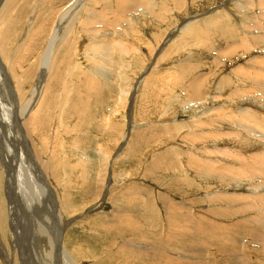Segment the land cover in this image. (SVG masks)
I'll return each mask as SVG.
<instances>
[{
	"label": "rangeland",
	"instance_id": "obj_1",
	"mask_svg": "<svg viewBox=\"0 0 264 264\" xmlns=\"http://www.w3.org/2000/svg\"><path fill=\"white\" fill-rule=\"evenodd\" d=\"M78 1L16 0L11 3V0H0V3L3 4L1 7L4 4L10 6L4 16L5 23L0 28V72L2 75L0 84H5L9 89L7 92L9 99L5 98L4 102H7L9 109L15 107V121H19L15 127L17 126L18 130L23 131L22 133L30 140L28 142L36 148L39 157L50 162L52 169L56 168L59 177L58 181L53 180L51 183L52 191L51 188H48L44 192L47 200L43 198L44 202L39 201L42 202L40 207L37 200L36 203L31 204L32 206H26L25 201L18 193L13 195L19 196L21 203H14L15 199L10 196L8 186L15 158L9 149L15 148L16 140L11 134L7 136L5 132L0 131V155L2 156H0V163L7 168V174H9L7 176L3 174L2 183H0L2 208L0 209L2 218L0 222V264H46L47 253L44 250L42 254L41 248L38 247L39 244L33 234L35 230L33 231L30 221L31 216L33 218L36 216L39 222H46L48 234L54 238L55 244L59 243L58 230L63 229L62 243H66L70 252L76 255L73 257L81 261V264H115L116 260H127V257L122 255L123 253L119 250V247L122 246L119 244L123 242L127 245L133 240L135 242L127 245V252L128 256L131 255L130 258H134L138 264H152L151 261H154V264H174L175 262L180 264H186L185 262L188 264H228L230 262L232 264H257L259 260L264 261V216H262L264 214V173L262 171L264 169V93L259 92L258 85L255 86L254 81H251L250 78L241 79L242 75H245L242 74L243 70L245 73H255L259 69L264 70V67L256 65L254 62L251 64V61L248 60L250 58L253 60V57L256 60L263 58L264 46L258 45L255 41L251 46L248 43L246 47L251 48L248 53L245 51L246 47L243 46L244 39L240 40L242 35L249 32L243 29L242 19L260 13L261 6L264 7L262 3H259L261 0H254L252 10H248L250 4L244 0H183L185 7L183 5L176 7L173 0H159L161 5L164 2L170 8L168 12H171L167 14L166 19L161 23L159 19L149 17L148 20L139 21L140 23L148 21L144 25L133 23L134 29L131 30V28L130 31L128 23L120 24L119 30L120 28L121 30L118 32L128 29L130 33L131 39L126 42L122 37H116L117 34H112L113 28L108 27L102 20L92 26L104 28L102 29L104 33L99 37L107 35L108 40H111V43L106 40L108 44L119 40L126 43V47L129 49L140 50L137 53L133 50L131 54L121 53L120 48L116 45L113 48L110 45L104 46L107 43H103L105 40H93L94 37L87 35L86 32L92 31V27L84 28L85 17L92 18L93 12L103 6L97 3L99 0H86L84 3ZM105 1L109 5L106 7L107 11L116 4L115 0H112L113 2L110 0V3ZM256 1L258 2L255 3ZM262 1L264 2V0ZM72 4L74 5L73 16L61 21V14ZM110 11H108L109 15L113 12ZM112 17L113 14L110 18ZM226 17L227 19L229 17L230 22H224ZM215 18H218V22L222 24L229 23L236 27V39H231L233 36L224 37L218 31L220 26L214 25L215 22L209 25L217 27L213 32H206L200 24H197L199 20H214ZM59 20L63 23L57 32L52 67L46 74L45 71L42 74V57L51 39L55 38L53 34L56 31V26L59 25ZM113 21L110 20V24ZM190 24L197 25L204 35L201 34V39L189 38L186 40L189 44L177 47V43L181 41L182 29ZM136 29L139 32L135 31ZM162 37V42H160ZM203 38H205L204 41ZM236 42L239 44L237 50L227 57H222L221 52L226 49V44L234 45ZM162 46L163 48H161ZM133 55L136 59H132ZM94 57L95 60L92 63L91 59ZM119 57L121 63L116 65L118 68L113 67L112 63L116 62ZM183 66L191 67L185 71L184 77L180 75ZM103 71H105L104 75L100 73ZM120 73H123L122 80H117L120 77L116 76ZM229 74H232L233 80H231V75L229 80ZM51 75L52 78H50ZM200 75L204 79L202 78L198 85L197 83L194 85V77L197 76L200 79ZM89 76L99 80V84L103 86L104 94L94 90L90 92L91 88L87 87L86 82ZM112 79L114 80L112 81ZM124 82L127 83L123 89L120 85L123 86ZM2 90L4 93V88ZM129 90L132 93L136 90L135 99L130 107L132 95L124 93ZM256 92L261 96L255 94ZM42 96V101H40ZM86 101L87 103H85ZM25 103L29 105L26 106ZM37 109L40 110L38 117L40 120L37 123L35 121V125L30 127L31 130L24 126L22 118L28 117L31 110L35 112ZM21 110H24L25 115H21ZM28 110L30 112H27ZM216 119L224 122H216ZM76 120L78 121L76 122ZM112 120L115 122L111 123ZM124 122L126 123L125 127L116 124L124 125ZM231 125L235 126L231 127ZM112 126H115L117 130L109 132ZM103 150H108L105 162L116 150L115 158H112L111 161L113 163L115 160L116 165L113 167L114 174L112 175L114 176H110V179L107 175L103 176V178H108L105 182L106 188L108 187L109 190L104 198L99 199L96 197L97 184L96 187L92 188V186L94 179L95 183L97 182L98 174L105 173L104 170L102 171V167H104ZM45 157L46 159H44ZM49 157L50 159H48ZM213 159L217 161L215 166L210 165ZM198 161L204 164L201 165ZM78 163L89 170V181L80 178L82 169L77 168L70 171L67 168L68 165ZM227 164L232 165V168ZM196 165L206 170H210V166H214L215 169L222 170V173L217 175V179H209L207 174L210 171L198 173ZM27 168L32 172L30 161ZM228 168L232 172H229ZM254 170L260 173L258 174ZM30 175L32 176V173ZM66 178L71 180L70 186H65L68 184ZM219 182L221 184H218ZM84 183L85 185H83ZM124 184L126 185L124 186ZM56 185L61 192L66 191L71 195L69 199L66 197L67 203L69 204L71 201L69 207L77 209L70 214L63 212L67 216L66 223L68 225L61 222L58 217L60 208L55 205L58 195L53 189ZM87 185L88 188H85ZM76 186L83 190L76 189ZM131 187H134L132 191ZM85 189L86 191L89 189V192L85 193ZM127 194L130 196L128 197ZM137 194L139 196L136 197ZM164 198L168 200L166 201ZM129 200H132L131 203ZM154 201L156 205H154ZM178 203L180 206L177 205ZM181 205L185 208L182 209ZM27 208L32 210L28 211ZM159 209L161 210L159 211ZM11 211L13 214L10 213ZM55 213L56 217L53 220L52 215ZM123 213H129L135 225L126 224L120 215ZM10 217L14 218V222L10 224L11 228L9 226ZM106 218L108 219L106 220ZM259 218L263 220H259ZM55 219L58 221V229H55ZM100 219H104V221H100ZM46 220H49L50 223ZM158 226L160 227L158 228ZM255 226L257 228H254ZM143 228L150 230L146 231ZM141 231H146V234ZM135 232L139 236L134 235ZM107 240L110 241V244ZM131 245L133 246L131 247ZM137 245L141 248L143 246L142 251ZM227 247L230 250H227ZM145 249L154 250L156 254L154 252L152 255H150L151 252L145 253V251L143 252ZM181 254L182 256H180ZM140 258L143 261L139 260ZM56 259L55 257L54 262Z\"/></svg>",
	"mask_w": 264,
	"mask_h": 264
},
{
	"label": "bare ground",
	"instance_id": "obj_2",
	"mask_svg": "<svg viewBox=\"0 0 264 264\" xmlns=\"http://www.w3.org/2000/svg\"><path fill=\"white\" fill-rule=\"evenodd\" d=\"M16 0H11V3H13V2H15ZM86 0H79L78 2H85ZM112 1V0H111ZM116 1V4H115V6H112L111 7V9H109L108 11H110V12H112V14H113V17L112 18H110V16L112 15H109L108 13V11H107V8L106 7H108L109 5L106 3V1L105 0H99V1H97V3L98 4H101L102 6H103V8H100L98 11H95V12H93V14L92 13H90V14H92L93 15V17L92 18H89V17H85V19H84V22H85V27L84 28H86V27H92V26H94V25H96V24H98L99 23V20H102V21H104L107 25H108V27H112L113 28V32H111L112 34H117L116 35V37L117 36H120V37H122L123 39H125V41L124 42H126V40H130L131 39V36H130V33H129V31H130V29L131 30H133L134 28H133V23H136V24H138V25H144V23L146 22V20L144 21V23H140L139 21H143V19H150L149 17H153V18H156V19H159L160 21H161V23H162V21H164L165 19H166V16H167V14L168 13H170V12H168L169 10H170V8L169 7H167L165 4H164V2L162 3V5L160 4L161 3V1H159V0H115ZM236 1V0H235ZM241 1V0H240ZM245 2H247L248 4H250V6H248L249 8H248V10H252V8L254 7L253 5H254V0H244ZM107 2L108 3H110V0H107ZM113 2V1H112ZM173 2L175 3V5H176V7H181L182 5H183V7H185V1H183V0H173ZM238 2V1H237ZM258 1H256L255 3H257ZM259 3H262L263 5H264V2L261 0ZM114 4V3H113ZM236 4V3H235ZM1 5H3L2 3H0V7H1ZM84 5V4H83ZM96 5V4H95ZM239 5V4H238ZM241 5V4H240ZM67 6V5H66ZM237 6V5H236ZM244 6V5H243ZM260 6H261V4H260ZM259 6V7H260ZM65 8V7H64ZM92 8V7H91ZM106 8V9H105ZM244 8H246V7H244ZM243 8V9H244ZM8 9H10V6L9 5H5L4 4V6H2L1 7V9H0V28H1V25L2 24H4L5 23V20H4V16L7 14V12H8ZM73 9H74V5L72 4V5H70L66 10H65V12L64 13H62L61 14V16H60V19H61V21H63L62 19H65V18H69V17H71V16H73L72 14V11H73ZM115 9V10H114ZM93 10V9H92ZM236 9L234 8V11H235ZM247 10V9H246ZM247 10V11H248ZM63 12V11H62ZM69 12H70V15H68L69 14ZM75 12V11H74ZM92 12V11H91ZM237 12V11H236ZM239 12V11H238ZM245 12V11H244ZM253 12V11H252ZM260 13H257V14H252V15H249V16H246V18H244V20L242 19V21H243V23H242V27H243V29H246V30H248L249 32L246 34L245 33V35H242L241 37H240V40L243 38L244 39V41H243V46H245L246 47V44H248V43H250V44H248L249 46H251V44H253V41H255L258 45H263L264 46V26H262V25H264V7H262L261 6V8H260V11H259ZM60 13V12H59ZM242 13V12H241ZM247 13V12H246ZM245 13V15H247ZM81 16V15H80ZM87 16V15H86ZM130 16V17H129ZM237 16H239V15H237ZM77 18V17H76ZM225 18V17H224ZM241 18V17H240ZM239 18V19H240ZM58 19V18H57ZM75 19V18H74ZM78 19H81V18H78ZM132 19V20H131ZM232 19V18H231ZM67 20V19H66ZM110 20H114L113 22H112V24H110ZM57 21V20H56ZM72 21V20H71ZM129 21H130V24H129ZM190 21V20H189ZM75 22V21H74ZM148 22V21H147ZM146 22V23H147ZM215 22V23H214ZM224 22H230V19H229V17H228V19H227V17H226V19H224ZM61 23H63V22H60V20H59V25L58 26H56V28H55V33L53 34L54 36H55V38H52L51 39V41H50V44L47 46V49H46V51H45V53H44V55H43V60H42V66H43V68H42V74L44 73V71H45V74L49 71V69H50V67H52V61H53V57H54V53H55V46H56V41L55 40H57L56 39V37H57V32H58V30L59 29H61ZM122 23H128V25H129V31H128V29H126L125 31L124 30H122L121 32H118V31H120L121 30V28H120V30H119V25L120 24H122ZM145 23V24H146ZM211 23H214V25H219L220 26V30H218V31H220L221 32V34L224 36V37H227V36H233V38H231V39H236V27H234V26H232L231 24H229V23H227V24H222V23H220V22H218V18H215L214 20H199L198 22H197V24H200L201 25V27H202V29L203 30H206V32H213L214 31V29L215 28H217L216 26L215 27H211V26H209ZM66 24V23H65ZM56 25V24H55ZM127 25V26H128ZM245 26H246V28H245ZM64 27V26H63ZM143 27V26H142ZM94 28H96V27H92L91 28V30L92 31H87L86 32V34L87 35H89V36H92V37H94V38H92L93 40H105L103 43H105V42H107L106 40H108V38L106 37L107 35H103V36H101V37H99V35L100 34H102V33H104V31L102 30V29H104V28H96V29H94ZM94 29V30H93ZM71 30V29H70ZM90 30V29H89ZM238 30V29H237ZM135 31H138L139 32V30H135ZM244 31V30H243ZM254 31H256V32H254ZM81 32H83V31H81ZM133 33V32H132ZM181 33H182V37H180V42L179 43H177V42H175L174 41V43H177V47H178V45H186V44H189V42L188 41H186L187 39H189V38H191V39H195V38H202L201 37V34H203L204 35V33L199 29V27L197 26V25H192V24H190V25H188L186 28H183L182 29V31H181ZM256 33V34H255ZM81 34H83V33H81ZM221 34H219V35H221ZM58 35H60V34H58ZM172 35V34H171ZM239 35H241V34H239ZM53 36V37H54ZM125 36V37H124ZM208 36V35H207ZM218 36V33L216 34V37ZM98 37V38H97ZM137 37V36H136ZM168 37V36H167ZM83 38V37H82ZM84 38H85V35H84ZM220 38V37H219ZM59 39V38H58ZM162 39H163V37L161 38V40H160V42H162ZM204 39L205 38H203L202 40L204 41ZM206 39H208V38H206ZM221 39H223V38H221ZM230 39V38H229ZM121 40V39H120ZM173 40V39H172ZM55 41V42H54ZM113 41V40H112ZM122 41V40H121ZM220 41V40H219ZM225 41V40H224ZM59 42V41H58ZM108 42H110L111 43V40H108ZM108 42L106 43V44H104V46L106 45V46H109L110 45V47L112 46V48H113V46H118L119 48H120V52L121 53H126V54H131V52L133 51V50H135L136 51V53L137 52H140V50H138L137 48H133V49H129L128 47H126L127 46V44L126 43H123V42H120L119 40L117 41V42H115V41H113L114 43H112V44H108ZM130 42V41H129ZM160 42H159V44H160ZM167 42V41H166ZM206 42V41H205ZM209 42V41H208ZM208 42H206V43H208ZM92 43H94V42H92ZM128 43V42H127ZM131 43H133V42H131ZM58 44V43H57ZM230 44V43H229ZM237 45H238V47H239V44H238V42H236L234 45H227L226 44V49L223 51V52H221V56L222 57H227V56H229L230 54H232L235 50H237ZM103 46V47H104ZM164 46V45H163ZM163 46L161 47V48H163ZM175 46V47H176ZM205 46V45H204ZM249 46L248 47H246V49H245V51L246 52H248V51H250L251 50V48H249ZM257 46V45H256ZM133 47H134V45H133ZM142 48V47H141ZM240 49V48H239ZM261 49V48H260ZM263 49V48H262ZM105 50H107V49H105ZM105 50H103V51H105ZM176 50V49H175ZM110 51V50H109ZM75 52V51H74ZM263 52H264V50H263ZM94 53H95V51H94ZM106 53H108V52H106ZM249 53V52H248ZM100 54V53H99ZM217 54V53H216ZM88 55H90V54H88ZM141 56V55H140ZM107 57V56H106ZM128 57V56H127ZM130 57V56H129ZM132 57V59H136V57H135V55H133V56H131ZM130 57V58H131ZM253 57V56H252ZM88 58V57H87ZM89 59V58H88ZM97 59V58H96ZM117 59V58H116ZM80 60V59H79ZM92 61V63H93V60H95V57L94 58H92L91 59ZM100 60V59H99ZM109 60H112V59H109ZM249 61H251V64H252V62H254L256 65H258V66H261V67H264V57L263 58H261V59H259V60H256V58H254L253 57V60L250 58V59H248ZM123 61V60H122ZM119 62L121 63V59H120V57H119V59H117L116 60V62H113L112 63V66L113 67H116V68H118V66H116L117 64H119ZM126 62V61H125ZM75 63V62H74ZM96 63V62H95ZM99 63V62H98ZM248 63H250V62H248ZM81 64V63H80ZM134 64V63H133ZM72 65V64H71ZM97 65H99V64H97ZM128 65V64H127ZM78 66H80V65H78ZM120 66V65H119ZM74 67V66H73ZM189 68H191V67H189V66H183L182 67V70H181V76L182 77H184L185 76V71L186 70H189ZM250 68V67H249ZM119 69L120 70H122V68L121 67H119ZM118 69V70H119ZM259 69V68H258ZM73 70H74V68H73ZM110 70H111V68H110ZM131 70V69H130ZM133 71V70H132ZM244 72H242V74H245V75H242L243 77H241V79L242 80H244L245 78H247L248 77V79L250 78L251 79V81H254V84H255V86L256 85H258L257 87H259V92H261L262 94L264 93V74H262V73H264V70L262 69V70H258L257 72H255V73H250V72H246L245 73V70H243ZM124 72V71H123ZM73 73V72H72ZM101 74H105V71H103V72H100ZM127 75V74H126ZM125 75V76H126ZM230 75H231V80H233L232 79V74H229L228 75V77H229V80H230ZM0 76H2L1 75V72H0ZM91 76V75H90ZM89 76V77H90ZM116 76V75H115ZM122 76H123V73H120V75H117L116 77H120V78H117V80L119 79H121L122 80ZM250 76V77H249ZM39 77V76H38ZM42 77H43V75H42ZM53 76L51 75V77L50 78H52ZM89 77H88V79H87V87H90L91 89V91L90 92H92L93 90L94 91H97L98 93H100V94H104L105 92L103 91V86L101 85V84H99V80L97 81V80H95L94 78H92V77H90V80H89ZM102 77V76H101ZM104 77V76H103ZM1 78V77H0ZM195 79H194V81H193V83H194V85L197 83V85L199 84V82L202 80V75H200V79H198L197 78V76L196 77H194ZM235 78V77H234ZM116 79V78H115ZM204 79V78H203ZM114 79H112V81H113ZM126 80V79H125ZM37 81H39V80H37ZM103 81V80H102ZM248 81V80H247ZM250 81V80H249ZM248 81V82H249ZM116 82V81H115ZM244 82V81H243ZM242 82V83H243ZM106 83V82H105ZM126 83L127 82H124V84H123V86L122 85H120V87H123V89H124V87H125V85H126ZM192 83V82H191ZM225 83V82H224ZM245 83V82H244ZM3 84V83H2ZM103 84H104V82H103ZM205 84V83H204ZM107 85V84H106ZM14 86H16V85H14ZM36 86V85H35ZM40 86H42V85H40ZM39 86V87H40ZM52 86V85H51ZM108 86V85H107ZM244 86V85H243ZM189 87V86H188ZM248 87V86H247ZM2 88H4V93H3V90H2ZM36 89V88H35ZM189 89V88H188ZM8 88L5 86V84H3V85H1L0 84V131L2 130L3 131V133L5 132L6 134H7V136H10V134L13 136V138H15V140H16V144H15V148H13V149H9V151L11 152V154H13L14 155V158H15V163L14 164H12L13 166H14V168H13V171H11V173H10V175L9 174H7V168L6 167H4L3 166V164L2 163H0V168H1V172H0V183H2V181H1V177H2V175L3 174H6V176L7 175H9V186H8V189H9V194H10V196H13L14 197V203L16 202V203H18V204H20L21 203V198L19 197V196H14L13 194L14 193H18L22 198H23V200L25 201V205L26 206H30L31 204H33L36 200L38 201V204H39V207H40V204L42 203V202H39V201H43L44 202V200H47L46 198H45V193L44 192H46L47 190H48V188H51V191H52V185H51V183L53 182V180H55V181H58L59 180V177H58V171L56 170V168L55 169H52V167H51V164H49L46 160H43L42 158H40L39 157V155H38V153H37V150H36V148L34 147V145L31 143L30 144V142H28V141H30V140H28L27 139V137L25 136V134L24 133H22L23 131L22 130H18L16 127H15V125L16 124H18V122L17 121H15V116H16V112H15V107H13V108H10L9 109V107L7 106V102L5 101L4 102V99L6 98L7 100L9 99V96L7 95V92H8ZM127 90V89H126ZM190 90V89H189ZM239 90H241L240 88H239ZM20 91V90H19ZM19 91H17V92H19ZM123 91V90H122ZM40 92V91H39ZM38 92V93H39ZM35 93V92H34ZM89 93V92H88ZM124 93H126L127 95L128 94H130V95H132L131 96V103L129 104V107L132 105V101H133V99H135V93H136V90L134 91V93H132V92H130V90L129 91H126V92H124ZM123 93V94H124ZM233 93H235V92H233ZM36 94V93H35ZM40 94V93H39ZM91 94V93H90ZM95 94H97V93H95ZM94 94V95H95ZM255 94H257V92L255 93ZM126 95V96H127ZM245 95V94H244ZM248 95V94H247ZM258 96L260 95V94H257ZM84 96V95H83ZM261 96V95H260ZM36 97V96H35ZM89 97V96H88ZM243 97H245V96H243ZM254 97V96H253ZM263 97V96H262ZM261 97V99H263ZM42 98H43V96L41 97V99H40V101H42ZM33 99V98H32ZM31 99V100H32ZM37 99H38V97H37ZM85 99V98H84ZM13 100V99H12ZM36 100V99H35ZM34 100V102L36 103V101ZM88 100H90V99H88ZM24 101V100H23ZM22 101V102H23ZM38 101V100H37ZM47 101V100H46ZM124 102V101H123ZM211 102V101H210ZM16 103V102H15ZM40 103V102H39ZM85 103H87V101L85 102ZM84 103V104H85ZM21 104V103H20ZM26 104V106L27 105H29L28 103H25ZM81 104V103H80ZM123 104V103H122ZM12 105V104H11ZM17 105V104H16ZM23 105V104H22ZM53 105V104H52ZM38 106H40V105H38ZM12 107V106H11ZM36 107V106H35ZM18 108V107H17ZM22 108V107H21ZM24 108V107H23ZM29 108V107H28ZM39 108V107H38ZM90 108V107H89ZM35 109V108H34ZM123 109V108H122ZM25 110H26V108H25ZM118 110V109H117ZM11 111H13V113H11ZM23 111V112H22ZM43 111V110H42ZM27 112H30L29 110L27 111ZM25 112H24V110H21V115L23 116V114H24ZM40 110L39 109H37L35 112L33 111V110H31V112H30V114H29V116L28 117H26V118H22L23 119V121H22V123L24 124V126H27V128H30L31 126H34L35 125V121H36V123L40 120V119H38V117L40 116ZM79 113V112H78ZM77 113V114H78ZM25 115V114H24ZM45 115V114H44ZM115 116V115H114ZM18 117V116H17ZM20 118V117H19ZM85 118V117H84ZM262 118V117H261ZM37 119V120H36ZM17 120H18V118H17ZM45 120V119H44ZM50 120V119H49ZM111 120V119H110ZM55 121V120H54ZM53 121V122H54ZM78 120H76V122H77ZM106 121V120H105ZM108 121V120H107ZM50 122V121H49ZM62 122V121H61ZM113 122H115L114 120H112V122L111 123H113ZM216 122H224V121H220L219 119H216ZM258 122V121H257ZM52 123V122H51ZM22 124V125H23ZM62 124V123H61ZM80 124V123H79ZM109 124V123H108ZM117 125H119V126H123V127H125L126 126V123L124 122V125H120V124H118V123H116ZM215 124H217V123H215ZM2 125H3V127H2ZM65 125V124H64ZM133 125V124H132ZM226 125H228V124H226ZM236 125V124H235ZM235 125H231V127L232 126H235ZM20 126V125H19ZM45 126H47V125H45ZM53 126V125H52ZM230 126V125H229ZM238 126V125H237ZM177 127V126H176ZM179 127H180V125H179ZM239 127V126H238ZM39 128V127H38ZM235 128V127H234ZM241 128V127H240ZM31 129V128H30ZM29 129V130H30ZM34 129V128H33ZM41 129V128H40ZM76 129H78V128H76ZM108 129V128H107ZM237 129V128H236ZM242 129V128H241ZM23 130H24V128H23ZM32 130V129H31ZM37 130H39V129H37ZM50 130V129H49ZM115 130H117V128L115 127V126H112L111 128H110V131L109 132H113V131H115ZM35 131H36V129H35ZM222 131V130H221ZM232 131V133H233V130H231ZM241 131V130H240ZM27 132H29V131H27ZM79 132V131H78ZM238 132V131H237ZM242 132V131H241ZM247 132H249V131H247ZM31 133V132H30ZM29 133V134H30ZM33 133H36V132H34L33 131ZM38 133V132H37ZM42 133V132H41ZM49 133V132H48ZM238 133H240V132H238ZM244 133V132H243ZM1 134V133H0ZM28 134V135H29ZM225 134V133H224ZM52 135V134H51ZM55 135V134H54ZM128 135V134H127ZM241 135V134H240ZM32 136V135H31ZM35 136V135H34ZM33 136V137H34ZM124 136V135H123ZM244 136V135H243ZM91 137V136H90ZM12 138V137H11ZM32 138V137H31ZM38 138V137H37ZM53 138V137H52ZM250 138V137H249ZM4 139H7V138H4ZM8 139H10L9 137H8ZM124 139V138H123ZM3 140V139H2ZM13 140V139H12ZM35 140V139H34ZM54 140V139H53ZM240 140V139H239ZM242 140V139H241ZM245 140V139H244ZM250 140V139H249ZM14 141V140H13ZM37 141H38V139H37ZM51 141V140H50ZM90 141H92V140H90ZM96 141V140H95ZM40 143H41V141H40ZM39 143V144H40ZM1 144V143H0ZM9 144H10V142H9ZM8 144V145H9ZM12 144V143H11ZM247 144V143H246ZM41 145V144H40ZM43 145V144H42ZM77 145V144H76ZM99 145V144H98ZM45 146H46V144H45ZM90 146V145H89ZM101 146H103V145H101ZM106 147V146H105ZM104 147V148H105ZM135 147V146H134ZM49 148H50V146H49ZM83 148H84V146H83ZM117 148V147H116ZM92 149V148H91ZM137 149V148H136ZM46 150V149H45ZM51 150H52V148H51ZM118 150V149H117ZM135 150V149H134ZM107 151L108 150H106V151H104L103 150V152H102V156H103V166L104 167H102V171L104 170L105 171V173L103 172V173H101V174H98V180H97V182L95 183V179H94V183H93V186H92V188L93 187H96V184H97V198H99V199H101L102 197L104 198V196L108 193V187L106 188V182H105V180H106V178L108 177L109 179H110V176H114V175H112V174H114V170H113V167L116 165V163H115V160H114V162L113 163H111V161H112V158H115V156H114V154L116 153L115 151L112 153V156L108 159V161L107 162H105V158L107 157ZM121 151V150H120ZM174 151V150H173ZM48 152V151H47ZM51 152V151H50ZM45 153V152H44ZM49 153V152H48ZM53 153V152H52ZM43 155V154H42ZM118 155V154H117ZM1 156V155H0ZM9 156V155H8ZM52 156V155H51ZM50 156V157H51ZM2 157V156H1ZM47 157V156H46ZM46 157L44 158V159H46ZM50 157L48 158V159H50ZM55 157V156H54ZM84 158H86V157H84ZM118 158V157H117ZM182 158H183V156H182ZM53 159V158H52ZM51 159V161H53ZM55 159V158H54ZM59 159V158H58ZM231 160V159H230ZM30 161V164H31V167H32V172H31V170H29L28 168H27V164H28V162ZM136 161V160H135ZM255 161V160H254ZM259 161V160H258ZM261 161V160H260ZM88 162V161H87ZM257 162V161H256ZM81 163V162H80ZM80 163H78V164H76V165H68V169L70 170V171H72L73 169L74 170H76L77 168H80V169H82L81 170V176H80V178L82 179V178H85V180L86 181H89V177H88V174H90V172H89V170H87L86 168H83V166H81V164ZM82 163H83V161H82ZM129 163V162H128ZM131 163H133V162H131ZM198 163L199 164H201V165H203L202 163H201V161H198ZM217 163V161H215V159H213L212 160V162H210V165H214V164H216ZM261 163H262V161H261ZM58 164V163H57ZM130 164V163H129ZM135 164V163H134ZM206 164V163H205ZM236 164H237V162H236ZM236 164H235V166H236ZM252 164H253V162H252ZM86 165V164H85ZM131 165V164H130ZM162 165V164H161ZM232 165H233V163H232ZM232 165H229V164H227V166H231V168H232ZM260 165V164H259ZM207 166V165H206ZM215 166V165H214ZM214 166H210V170L208 169V170H206V169H203L202 167H200L199 165H196V169H197V172L198 173H201V172H207V171H210V173H208L207 175H209V179H217L218 177H217V175H219L220 173H222L221 171H219V170H217V169H215L214 168ZM226 166V167H227ZM253 166V165H252ZM257 166H258V162H257ZM256 165H255V167H257ZM264 166V165H263ZM9 167V166H8ZM223 167V166H222ZM225 167V168H226ZM238 167H240L239 165H238ZM238 167H237V169H238ZM259 167H261V166H259ZM11 168V167H10ZM253 168V167H252ZM59 169V168H58ZM64 169V168H63ZM229 169V168H228ZM227 169V170H228ZM239 169H241V168H239ZM131 170V169H130ZM226 170V169H225ZM250 170V169H249ZM258 170V169H257ZM95 171V170H94ZM117 171V170H116ZM115 171V172H116ZM129 171V170H128ZM132 171V170H131ZM229 172H232V170L231 169H229L228 170ZM244 171V170H243ZM251 171V170H250ZM249 171V172H250ZM255 171V170H254ZM263 171V173H264V169L262 170ZM262 171H261V173H262ZM93 172V171H92ZM98 172V171H97ZM122 172V171H121ZM133 172H134V169H133ZM245 172V171H244ZM253 172V171H252ZM255 172H257V171H255ZM30 173H32V176L30 175ZM95 173V172H94ZM130 173V172H129ZM159 173H161V172H159ZM242 173V172H241ZM240 173V174H241ZM258 173V172H257ZM260 173V172H259ZM258 173V174H259ZM63 174V173H62ZM117 174V173H116ZM127 174V173H126ZM131 174V173H130ZM233 174V173H232ZM237 174V173H236ZM61 175V174H60ZM104 175H107V177H104L103 178V176ZM133 175V174H132ZM164 175V174H163ZM199 176L201 175V174H198ZM204 175V174H203ZM212 175V176H211ZM127 176V175H126ZM128 176H130V175H128ZM202 176V175H201ZM4 177V176H3ZM96 177V176H95ZM117 177V176H116ZM186 177V176H185ZM61 178V177H60ZM107 178V179H108ZM115 178V177H114ZM154 178V177H153ZM62 179V178H61ZM131 179V178H130ZM158 179V178H157ZM160 179V178H159ZM158 179V180H159ZM184 179V178H183ZM259 180H261V179H259ZM64 181V180H63ZM66 181H67V183L68 184H65V186H70V183H71V180L70 179H67L66 178ZM185 181V180H184ZM184 181H183V183H184ZM264 181V180H263ZM3 182H5V181H3ZM186 182V181H185ZM7 183V182H6ZM59 183V182H58ZM128 183V182H127ZM132 183V182H131ZM182 183V184H183ZM49 184H50V186H49ZM87 184V183H86ZM176 184V183H175ZM218 184H221L220 182L218 183ZM248 184V183H247ZM60 185V184H59ZM83 185H85V183L83 184ZM82 185V186H83ZM89 185V184H88ZM88 185L85 187V188H88ZM126 184H124V186H125ZM130 185V184H129ZM172 185V184H171ZM170 185V186H171ZM183 185H185V184H183ZM223 185V184H222ZM221 185V186H222ZM246 185V184H245ZM63 186V185H62ZM90 186V185H89ZM173 186V185H172ZM189 186H190V184H189ZM220 186V187H221ZM242 186V185H241ZM60 187H61V185H60ZM80 187V186H79ZM91 187V186H90ZM89 187V188H90ZM128 187V186H127ZM179 187H180V185H179ZM178 187V188H179ZM183 187H185V186H183ZM182 187V188H183ZM223 187H225V186H223ZM244 187V186H243ZM257 187H259V186H257ZM113 188V187H112ZM124 188V187H123ZM122 188V189H123ZM172 188V187H171ZM174 188H175V185H174ZM186 188H187V186H186ZM190 188V187H189ZM2 189H3V186H2ZM53 189L55 190V192L57 193V204H55V205H57L56 207H59L60 208V213H59V215H58V217H59V219H60V221L61 222H63V223H66V220H67V216L63 213L64 211L65 212H67L68 214H70V212H75V210H77V209H75V208H71V207H69V204H71L70 202H69V204L67 203V199H66V197H68V199H69V196H71L69 193H66V191L65 192H61L60 191V189L57 187V185L56 186H54L53 187ZM76 189H79V188H77V186H76ZM95 189V188H94ZM93 189V190H94ZM110 189H111V187H110ZM134 189V187H131L130 188V190L132 191ZM173 189V188H172ZM191 189V188H190ZM189 189V190H190ZM193 189V188H192ZM69 190L71 191V189L69 188ZM79 190H83V189H79ZM92 190V191H93ZM128 190V189H127ZM197 190V189H196ZM50 191V190H49ZM85 191H86V189H85ZM84 191V192H85ZM91 191V192H92ZM96 191V190H95ZM124 191V190H123ZM176 191V190H175ZM192 191V190H191ZM73 192V191H72ZM78 192V191H77ZM89 192V189L85 192V193H88ZM193 192V191H192ZM93 193V192H92ZM136 193V192H135ZM141 193H143V192H141ZM183 193V192H182ZM194 193V192H193ZM93 194H95V193H93ZM146 194V193H145ZM150 194V193H149ZM156 194V193H155ZM177 194H179V193H177ZM192 194V193H191ZM56 195V194H55ZM76 195H77V193H76ZM119 195V194H118ZM148 195V194H147ZM159 195V194H158ZM163 195H165V194H163ZM61 196V197H60ZM84 196V195H83ZM121 196V195H120ZM127 196H128V194H127ZM130 196V195H129ZM128 196V197H129ZM133 196H135V195H133ZM137 196H139L138 194L136 195V197ZM142 196V195H141ZM144 196V195H143ZM142 196V197H143ZM149 196H151V195H149ZM42 197V198H41ZM85 197V196H84ZM156 197V196H155ZM161 197V196H160ZM176 197V196H175ZM8 198V197H7ZM10 198V197H9ZM17 198V199H16ZM43 198H44V200H43ZM79 198V197H78ZM111 198V197H110ZM122 198V197H121ZM158 198V197H157ZM167 198H168V195H167ZM117 199V198H116ZM123 199V198H122ZM148 199H149V197H148ZM152 199V198H151ZM154 199V198H153ZM156 199V198H155ZM165 199V198H164ZM169 199V198H168ZM167 199V200H168ZM171 199V198H170ZM112 200V199H111ZM113 200H114V198H113ZM112 200V201H113ZM166 200V199H165ZM166 200V201H167ZM29 201H31V202H29ZM51 201V200H50ZM74 201V200H73ZM117 201V200H116ZM128 201V200H127ZM130 201V203H131V201L132 200H129ZM173 201V200H172ZM171 201V202H172ZM221 201V200H220ZM52 202V201H51ZM93 202V201H92ZM118 202V201H117ZM121 202V201H120ZM183 202V201H182ZM219 202V201H218ZM222 202V201H221ZM263 202V201H262ZM13 203V204H14ZM36 203V202H35ZM123 203V202H122ZM129 203V204H130ZM141 203H142V201H141ZM144 203V202H143ZM154 203H155V201H154ZM177 203V202H176ZM186 203V202H185ZM89 204H91V203H89ZM116 204V203H115ZM127 204V203H126ZM128 204V205H129ZM149 204V203H148ZM182 204V203H181ZM24 205V204H23ZM118 205V204H117ZM120 205H122V204H120ZM127 205V206H128ZM136 205H138V204H136ZM141 205V204H140ZM154 205H156V203L154 204ZM154 205H152L151 204V206H154ZM159 205V204H158ZM177 205H179V203L177 204ZM184 205V204H183ZM246 205H248V204H246ZM245 205V206H246ZM32 206V205H31ZM44 205H42V207H43ZM47 206V205H46ZM53 206V205H52ZM86 206H88V205H86ZM124 206V205H123ZM130 206V205H129ZM132 206V205H131ZM169 206V205H168ZM180 206V205H179ZM179 206H178V208H179ZM194 206V205H193ZM34 207H36V206H34ZM45 207V206H44ZM96 207H98V206H96ZM118 207H119V205H118ZM118 207H116V208H118ZM160 207H162L161 205H160ZM160 207H158V208H160ZM181 207H182V205H181ZM187 208L189 207V206H186ZM249 207V206H248ZM17 208V207H16ZM48 208V207H47ZM83 208H85V207H83ZM121 208V207H120ZM119 208V209H120ZM166 208V207H165ZM175 208V207H174ZM185 208V207H184ZM183 207H182V209H184ZM246 208V207H245ZM255 208V207H254ZM0 209H2L1 208V202H0ZM34 209V208H33ZM168 209H170V208H168ZM181 209V208H180ZM27 210L29 211H31L32 209L31 208H27ZM126 210V209H125ZM129 210V209H128ZM161 209H159V211H160ZM43 211V210H42ZM45 211V210H44ZM48 211V210H47ZM114 211V210H113ZM131 211V210H130ZM129 211V212H130ZM235 211V210H234ZM126 212H128V211H126ZM132 212V211H131ZM152 212V211H151ZM11 214H13V212L11 211L10 212ZM19 213V212H18ZM35 213V212H34ZM37 213V212H36ZM42 213V212H41ZM113 213V212H112ZM111 213V214H112ZM115 213V212H114ZM145 213V212H144ZM153 214H154V210H153V212H152ZM162 213V212H161ZM167 213V212H166ZM239 213V212H238ZM38 214V213H37ZM40 214V213H39ZM74 214V213H73ZM159 214V213H158ZM36 215V214H35ZM44 215V214H43ZM120 215H122V218H123V220L126 222V224H134L135 225V223L132 221V216L131 215H129V213L127 214V213H123V214H120ZM134 215H136V214H134ZM46 216V215H45ZM112 216V215H111ZM114 216V215H113ZM144 216V215H143ZM158 216V215H157ZM175 216V215H174ZM262 216H264V214L262 215ZM42 217V216H41ZM40 217V218H41ZM48 217V216H47ZM46 217V218H47ZM117 217H118V215H117ZM159 217V216H158ZM260 217H261V215H260ZM16 218V217H15ZM103 218V217H102ZM101 218V219H102ZM111 218V217H110ZM109 218V219H110ZM120 218V217H119ZM145 218V217H144ZM167 218V217H166ZM251 218V217H250ZM255 218V217H254ZM100 219V221H104V219L103 220H101ZM108 218H106V220H107ZM135 219V218H134ZM137 219V218H136ZM152 219V218H151ZM177 219H179V218H177ZM260 219H262V218H259V220ZM1 220H2V218H1V214H0V222H1ZM11 220H12V222H11ZM44 220V219H43ZM123 220H121V221H123ZM174 220V219H173ZM263 220V219H262ZM10 221V222H9ZM8 222H9V226H10V228H11V226L12 225H10L11 223H13L14 222V218H12V217H10V220H9ZM30 221L32 222V229H33V231L35 230V232L33 233L34 234V237H35V239L37 240V244H39V246L38 247H40L41 248V253L43 254V252H44V250H45V252L47 253V258L49 259V261H47L46 260V264H81V261H79V260H77V259H75L74 257H73V255L74 254H72L71 252H70V248H68V246L66 245V243L65 242H63L62 243V234H63V229H59L58 230V237H59V243L57 242L56 244H55V242L53 241V237L52 236H50L49 234H48V229H46V225H45V223L46 222H39V221H37V219H36V216L33 218L32 216H31V219H30ZM47 221V220H46ZM55 221H56V219H55ZM110 221V220H109ZM120 221V220H119ZM145 221V220H144ZM143 221V222H144ZM48 223H50L49 222V220L47 221ZM147 222V224H149L148 223V221H146ZM150 222V221H149ZM216 222V221H215ZM243 222V221H242ZM4 223V222H3ZM71 223V222H70ZM115 223V222H114ZM152 223V222H151ZM159 223V222H158ZM217 223V222H216ZM233 223V222H232ZM237 223H239V222H237ZM258 223V222H257ZM99 224V223H98ZM100 224H102V223H100ZM104 224V223H103ZM140 224V223H139ZM146 224V223H145ZM17 225V224H16ZM61 225V224H60ZM66 225H68L67 223H66ZM106 225V224H105ZM138 225V224H137ZM136 225V226H137ZM141 225V224H140ZM150 226H151V224H149ZM155 225H156V223H155ZM242 225V224H241ZM260 225V224H259ZM4 226V225H3ZM64 226H65V224H64ZM96 226H98V225H96ZM153 226H154V224H153ZM216 226H219V224L217 225L216 224ZM230 226V225H229ZM63 227V226H62ZM100 227V226H99ZM157 227V226H156ZM160 226H158V228H159ZM165 227V226H164ZM221 228H222V226H220ZM235 227V226H234ZM101 228V227H100ZM117 228V227H116ZM118 228L120 229V225L118 226ZM132 228V227H131ZM135 228V227H134ZM153 228V227H152ZM191 228V227H190ZM241 228V227H240ZM244 228V227H243ZM250 228V227H249ZM254 228H257L256 226L254 227ZM254 228H253V230H254ZM55 229H58L57 227L55 228ZM99 229V228H98ZM144 229V228H143ZM188 229V228H187ZM219 229V228H218ZM225 229V228H224ZM236 229V228H235ZM245 229V228H244ZM3 230V229H2ZM122 230V229H121ZM137 230V229H136ZM144 230H146V231H149V230H147V229H144ZM154 230V229H153ZM152 230V231H153ZM160 230V229H159ZM167 230V229H166ZM253 230H252V232H253ZM139 231H140V229H139ZM139 231H138V233H139ZM145 231V232H146ZM214 231V230H213ZM264 231V230H263ZM18 232V231H17ZM29 232V231H28ZM102 232V231H101ZM130 232V231H129ZM133 232V231H132ZM142 232V231H141ZM144 231L142 232V233H145ZM151 232V231H150ZM215 232V231H214ZM226 232V231H225ZM134 233V232H133ZM141 233V234H142ZM171 233V232H170ZM254 233H255V230H254ZM256 233H257V230H256ZM128 234V233H127ZM146 234V233H145ZM184 234V233H183ZM219 234V233H218ZM218 234H216V235H218ZM225 234V233H224ZM232 234V233H231ZM251 234V233H250ZM64 235V234H63ZM101 235V234H100ZM105 235V234H104ZM134 235H137V233L135 232V234ZM134 235H133V239H134ZM149 235V234H148ZM151 235V234H150ZM149 235V236H150ZM213 235V234H212ZM223 235V234H222ZM257 234H255V236H256ZM14 236H15V234H14ZM108 236V235H107ZM131 236H132V234H131ZM137 236H139V235H137ZM215 236V235H214ZM228 236H229V234H228ZM105 237V236H104ZM141 237V236H140ZM142 237H144L143 236V234H142ZM175 237V236H174ZM216 237V236H215ZM257 237V236H256ZM18 238V237H17ZM103 238V237H102ZM128 238H130V237H128ZM132 238V237H131ZM136 239H137V237H135ZM147 238V237H146ZM146 238H145V240H146ZM172 239H173V237H171ZM182 238V237H181ZM181 238H180V242H181ZM229 238V237H228ZM232 238V237H231ZM109 239V238H108ZM135 239V240H136ZM144 239V238H143ZM151 239H153V238H151ZM170 239V238H169ZM185 239V238H184ZM217 239V238H216ZM251 239H253V238H251ZM254 239H257V238H254ZM253 239V240H254ZM128 240V239H127ZM154 240V239H153ZM160 240V239H159ZM186 240V239H185ZM215 240V239H214ZM219 240V239H218ZM232 240V239H231ZM108 241V240H107ZM134 241V240H133ZM133 241H132V243H133ZM233 241V240H232ZM231 241V242H232ZM248 241V240H247ZM246 241V242H247ZM261 241V240H260ZM110 241H108V243H109ZM126 242V241H125ZM124 242V243H125ZM135 242V241H134ZM147 242H148V240H147ZM219 242V241H218ZM253 242V241H252ZM131 242H129V244H130ZM131 243V244H132ZM161 243V242H160ZM229 243V242H228ZM228 243H226V244H228ZM232 243H234V242H232ZM245 243V242H244ZM254 243V242H253ZM260 243V242H259ZM261 243H263V242H261ZM110 244V243H109ZM127 244V243H126ZM129 244H127V245H129ZM137 244V243H136ZM186 244V243H185ZM222 244V243H221ZM225 244V243H224ZM17 245V244H16ZM79 245V244H78ZM101 245V244H100ZM117 245V244H116ZM119 245H122L121 247H119V250L121 251V253H123L122 255H124V256H126L127 257V260H120V261H118V260H116V261H114L115 262V264H138V262L134 259V258H130L131 257V255L130 256H128V252H127V248H128V246L127 245H125V244H123V242L121 243V244H119ZM134 245V244H133ZM133 245H131V247L133 246ZM163 245V244H162ZM166 245V244H165ZM184 245V244H183ZM245 245V244H244ZM254 245V244H253ZM255 245H257V244H255ZM254 245V246H255ZM102 246V245H101ZM100 246V247H101ZM105 246V245H104ZM107 246V245H106ZM136 246V245H135ZM174 246V245H173ZM185 246V245H184ZM248 246V245H247ZM59 247V248H58ZM77 247V246H76ZM100 247H99V249H100ZM131 247H129V248H131ZM137 247H140L141 248V246H138L137 245ZM151 247H153V246H151ZM172 247V246H171ZM180 247V246H179ZM218 247H219V245H218ZM230 247V246H229ZM235 247V246H234ZM245 247V246H244ZM89 248V247H88ZM103 248V247H102ZM113 248V247H112ZM134 248V247H133ZM147 248V247H146ZM176 248V247H175ZM186 248V247H185ZM221 248V247H220ZM228 248V247H227ZM238 248V247H237ZM253 248V247H252ZM256 248V247H255ZM12 249H13V247H12ZM94 249V248H93ZM109 249V248H108ZM142 249H143V246H142V248H141V251H142ZM168 249V248H167ZM182 249H183V247H182ZM201 249V248H200ZM232 249V248H231ZM247 249V248H246ZM249 249V248H248ZM74 250V249H73ZM103 250H104V248H103ZM102 250V251H103ZM134 250V249H133ZM140 250V249H139ZM166 250V249H165ZM227 250H230V248H228ZM239 250V249H238ZM259 250V249H258ZM79 251V250H78ZM100 251V250H99ZM105 251V250H104ZM145 251V253H149V252H151V254L150 255H152V252H154V250H151V249H145V250H143V252ZM168 251H171V250H168ZM168 251H166V252H168ZM173 251V250H172ZM200 251V250H199ZM223 251H225V250H223ZM252 251H254V250H252ZM256 251V250H255ZM261 251V250H260ZM5 252H7V251H5ZM75 252H76V250H75ZM88 252V251H87ZM90 252V251H89ZM88 252V253H89ZM107 252V251H106ZM139 252V251H138ZM156 252V251H155ZM154 252V254H156ZM158 252V251H157ZM160 252H161V250H160ZM178 252H179V249H178ZM182 252V251H181ZM221 252V251H220ZM226 252V251H225ZM228 252V251H227ZM231 252V251H230ZM246 252V251H245ZM251 252V251H250ZM109 253V252H108ZM130 254H131V252H129ZM144 253V255H146ZM164 253V252H163ZM3 254V253H2ZM93 254V253H92ZM98 254V253H97ZM110 254V253H109ZM139 254V253H138ZM140 254H141V252H140ZM143 254V253H142ZM158 254V253H157ZM165 254V253H164ZM163 254V255H164ZM176 254H178V253H176ZM179 254H180V252H179ZM178 254V255H179ZM214 254V253H213ZM239 254V253H238ZM242 254V253H241ZM29 255V254H28ZM102 255V254H101ZM101 255H99L100 257H101ZM106 255V254H105ZM115 255V254H114ZM121 255V256H122ZM134 255H136V254H134ZM177 255V256H178ZM222 255H224V253H222ZM225 255H226V253H225ZM250 255V254H249ZM260 255V254H259ZM2 256V255H1ZM6 256V255H5ZM4 256V257H5ZM74 256H76V255H74ZM103 256V255H102ZM132 256H133V254H132ZM137 256V255H136ZM139 256V255H138ZM137 256V257H138ZM148 256V255H147ZM154 256V255H153ZM165 256H168V255H165ZM175 256V255H174ZM180 256H182V254L180 255ZM219 256H221L220 254H219ZM227 256V255H226ZM25 257V256H24ZM29 257V256H28ZM57 258L56 259V261L54 262V258ZM80 257V256H79ZM88 257V256H87ZM95 257V256H94ZM93 257V258H94ZM107 257V256H106ZM115 257V256H114ZM151 257V256H150ZM158 257V256H157ZM162 257V256H161ZM170 257H171V254H170ZM197 257V256H196ZM251 257V256H250ZM8 258V257H7ZM46 258V257H45ZM102 258V257H101ZM108 258V257H107ZM124 258V257H123ZM142 258V257H141ZM139 259V260H142V259ZM154 258H156V257H154ZM222 258V257H221ZM252 258H254V257H252ZM9 259H10V257H9ZM96 259V258H95ZM103 259V258H102ZM118 259V258H117ZM146 259V258H145ZM168 259V258H167ZM251 259V258H250ZM260 259V258H259ZM25 260V259H24ZM151 260H152V258H151ZM184 260H186V259H184ZM215 260V259H214ZM255 260V259H254ZM5 261V260H4ZM10 261V260H9ZM143 261V260H142ZM141 261V262H142ZM169 261H170V258H169ZM172 261V260H171ZM212 261V260H211ZM256 261V260H255ZM86 262H88V261H86ZM103 262V261H102ZM112 262V261H111ZM150 262V261H149ZM152 262V264H154L153 262L154 261H151ZM162 262H163V260H162ZM166 262V261H165ZM174 262V261H173ZM181 262V261H180ZM191 262H192V260H191ZM193 262H194V260H193ZM206 262H208V261H206ZM26 263V262H25ZM91 263V262H90ZM146 263V262H145ZM169 263H171V262H169ZM186 264H188L187 262H185ZM85 264V263H84ZM109 264V263H108ZM147 264V263H146ZM148 264H150V263H148ZM168 264V263H167ZM173 264V263H172ZM174 264H180V263H174ZM228 264H232L231 262L230 263H228ZM257 264H264V261H258L257 262Z\"/></svg>",
	"mask_w": 264,
	"mask_h": 264
},
{
	"label": "water",
	"instance_id": "obj_3",
	"mask_svg": "<svg viewBox=\"0 0 264 264\" xmlns=\"http://www.w3.org/2000/svg\"><path fill=\"white\" fill-rule=\"evenodd\" d=\"M53 216V220H54V218L56 217V213L54 214V215H52ZM55 225H56V227H58L59 225H58V221H57V219H56V221H55ZM54 232H55V230H54Z\"/></svg>",
	"mask_w": 264,
	"mask_h": 264
}]
</instances>
